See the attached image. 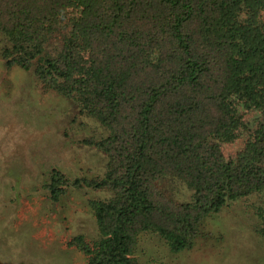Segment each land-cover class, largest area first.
I'll return each instance as SVG.
<instances>
[{
	"label": "trees",
	"instance_id": "trees-1",
	"mask_svg": "<svg viewBox=\"0 0 264 264\" xmlns=\"http://www.w3.org/2000/svg\"><path fill=\"white\" fill-rule=\"evenodd\" d=\"M0 31L7 65L37 57L45 86L111 131L98 143L111 165L88 182L115 191L91 202L101 237L94 247L72 242L87 264H138L145 228L174 251L190 246L208 213L264 190V122L235 159L220 148L244 128L241 111L264 112V0H0ZM58 32L59 49L46 53ZM165 173L190 186L191 202L160 195ZM63 181L54 170L52 198Z\"/></svg>",
	"mask_w": 264,
	"mask_h": 264
},
{
	"label": "rangeland",
	"instance_id": "rangeland-1",
	"mask_svg": "<svg viewBox=\"0 0 264 264\" xmlns=\"http://www.w3.org/2000/svg\"><path fill=\"white\" fill-rule=\"evenodd\" d=\"M9 42L0 31V264H87L89 247L101 237L91 202L109 200L115 191L100 181L110 155L98 143L111 131L87 114L74 96L46 87L35 67L7 65L3 50ZM61 32L44 43L56 54ZM244 128L232 141L221 142L226 159H235L264 112L241 111ZM54 170L64 177L57 199L48 183ZM160 195L188 204L193 190L181 178L161 174L155 179ZM264 190L228 199L208 213L190 246L174 251L154 228L142 229L133 246L138 264H264L260 232Z\"/></svg>",
	"mask_w": 264,
	"mask_h": 264
}]
</instances>
